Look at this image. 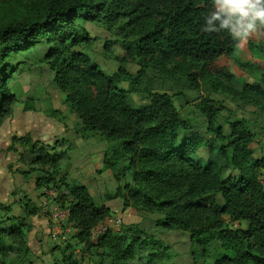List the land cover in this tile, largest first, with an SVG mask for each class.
<instances>
[{"label":"trees","instance_id":"1","mask_svg":"<svg viewBox=\"0 0 264 264\" xmlns=\"http://www.w3.org/2000/svg\"><path fill=\"white\" fill-rule=\"evenodd\" d=\"M211 11L212 0H0V127L19 102L10 85L19 66H46L62 105L75 119V138L108 144L100 171L111 172L116 188L104 194V202L120 200L123 210L158 214L156 228L187 232L192 264H205L212 250V264H264V155L253 156L256 135L248 120L226 118L225 132L217 120L227 110L211 97L264 114V74L235 84L220 58L248 74L253 67L237 57L239 41L227 31L203 30ZM86 23L121 45V55L110 52L112 40L103 46L104 57L118 63L114 73H105L86 52L76 50L94 40ZM246 46L264 65V28ZM18 56L24 60L16 62ZM128 63L138 67L134 74L124 68ZM156 79L179 81L192 91L206 89L194 108L205 120L210 144L199 135L180 137L191 124L180 116L173 94L153 87ZM132 93L143 95L144 103H132ZM21 105L24 112L34 111L32 98ZM15 143L19 154L32 157L26 173L34 177L36 189L63 188L66 222L75 232L53 264H173L170 247L138 223L93 241L91 229L112 216L111 208L97 204L85 185L68 182L67 172L59 178L63 153L39 145L30 134L12 137L7 151H15ZM203 147L208 149L204 161L197 155ZM215 194L222 203L213 200ZM24 214L0 217V264L35 262L27 237L32 226L25 222L30 212L24 209ZM80 249L84 258L78 257Z\"/></svg>","mask_w":264,"mask_h":264},{"label":"rangeland","instance_id":"2","mask_svg":"<svg viewBox=\"0 0 264 264\" xmlns=\"http://www.w3.org/2000/svg\"><path fill=\"white\" fill-rule=\"evenodd\" d=\"M89 32L95 37L91 46H89L91 56L86 53L93 62H95L94 60L103 62L105 59L103 46L110 40L108 39V33L98 27H91ZM112 38L114 37L112 36ZM109 49L115 55L123 54L121 45L115 41L109 45ZM237 57L242 61H248L252 64L253 70L251 74L239 69L232 61L224 58L219 59V62L222 65H227L229 70L234 74V82L237 86H240L244 81L252 82L264 74V65L259 64L252 58L250 52L247 50L246 41H239ZM22 60H24L22 57L18 56L16 58V62ZM106 60L108 59L106 58ZM23 64L28 65L27 63ZM100 68L103 69L102 66ZM104 68L106 72H112L114 65ZM25 69H27V66H24ZM24 70L16 71L14 80L10 84L12 91L17 92L21 98L26 96V90L28 88L33 87H35V92L38 94V97L46 96L47 91L49 93H47L48 99L44 102L45 110L43 112H24L22 111L21 103L18 102L14 107L12 115L0 127V217L2 220H5L8 216L19 218L27 215L24 214V209L30 212L26 216L27 220L25 222L30 223L32 226L27 237L28 245L34 254V264H53V258L59 256V248H62L66 242H70L75 232L72 226L66 222L67 211L64 210V207H66L67 202L61 199L59 195V191H62L63 188L36 189L34 177L26 173L29 166L31 167L32 157L28 153L19 154L21 147L17 143L14 145L15 151H7L6 148L10 145L12 137H21L25 134H30L32 139L39 145H48L54 147V152L63 153L58 159L60 167L58 172L59 178L62 177L64 172H67L66 179L68 182H78V180L70 175L71 161L74 160L75 154L80 156L81 160H88L83 164L90 166L91 171L94 168L92 174L97 175L103 171H100L102 166L98 163L100 160L102 163V154L108 144L106 142H100L95 138H90L87 141H83L77 147L74 146L72 149H67V146L76 140L73 134L74 117L62 105L63 97L57 88L49 89V86L45 83L46 75L41 79L35 76L34 79H31ZM129 70L134 71V66H129ZM15 84L23 85V93H21V88ZM40 85H44V88L41 87V91H36V86ZM123 87H125L124 84ZM153 87L156 90L173 94V101L180 116L189 120L191 130L188 132H180V137L199 135L207 145L213 141L211 135L206 133L205 120L194 108L195 99L198 96L206 94V89L201 88L199 91H192L186 88L182 82L160 79H156L153 82ZM141 96L132 93L130 99L134 104H143L145 98L143 95ZM211 97L217 103L222 104L227 110L222 112L217 120V123L223 125L225 132L228 131L225 123L226 118H250L249 127L256 135L255 143H258L260 129L264 131V119L254 116V114L260 115L262 113L259 111L255 112L251 108H245L239 103L232 102L219 95H211ZM56 107L61 108L63 112L59 111L60 113L57 115H50V112ZM97 143L101 145L98 148L96 147ZM197 155L203 161L207 159V147L199 149ZM80 158L76 161L78 164H81ZM78 168H81L80 165H78ZM84 174L82 177L85 178L88 185L87 188L96 203H104L113 211L112 216L107 218L108 220L104 224H110L109 228L116 230L131 223H138L146 233L154 235L170 247V253L172 255L171 261L173 264H192L189 253V234L187 232L177 230L164 231L156 228L154 221L160 217L158 214L136 211L133 208L125 211L126 209H122L120 200L104 202L103 197L108 191V187L113 188V190L116 188L113 177L111 179L109 178V180L102 181V183H97V180H92L94 179L93 176L90 179L88 172H84ZM212 198L216 202L222 203L220 194H215ZM62 202L64 207H62ZM115 218L119 219V221L112 222L111 220ZM115 224L119 225L115 227ZM245 225L246 222H241V226L245 227ZM95 240H97V237L93 238V241ZM214 253L215 251L212 250L210 253L211 257L207 259L205 264H212ZM77 254L79 258H84L81 249Z\"/></svg>","mask_w":264,"mask_h":264},{"label":"crops","instance_id":"3","mask_svg":"<svg viewBox=\"0 0 264 264\" xmlns=\"http://www.w3.org/2000/svg\"><path fill=\"white\" fill-rule=\"evenodd\" d=\"M85 27H86V29H87V31L89 32V29L91 28V27H97V26H95V25H93V24H90V23H86L85 24ZM98 28H100V27H98ZM102 29V28H101ZM106 33H108V32H106ZM89 34H90V36L92 37V38H94L95 36H92V34L89 32ZM111 35L108 33V39H110V40H114V38H112V36L110 37ZM76 50H80V51H85V52H87L90 56H91V54H90V52H89V47H86V46H79V47H77L76 48ZM83 51V52H84ZM95 61V63H97L99 66H102V70L105 72V73H107V74H112V73H114L116 70H117V68H118V63L117 62H115V61H113V60H106V58L103 60V62L102 61H99V60H94ZM114 65V70L112 71V72H106L105 71V68L104 67H109V66H113ZM129 66H134V68H135V70L134 71H130L129 70ZM124 68L129 72V73H131V74H134L135 72H136V70L138 69V67L135 65V64H133V63H128V64H125L124 65ZM20 70H24V67L23 66H19V69H18V71H20ZM25 71V73H27L28 75H29V78H31V79H34V76L36 77V78H39V79H41V78H43V76H45L46 75V77H45V83L49 86V89L51 88V89H54L55 88V85L52 83V77H53V75H52V73L48 70V68L46 67V66H41V67H37V66H30V67H27V69H25L24 70ZM123 84L125 85V87H123ZM16 85V84H15ZM16 86H18V87H20L21 88V93H23V90H22V87H23V85H16ZM27 88H28V86H26ZM44 88V85H40V86H36V91H41L42 90V88ZM120 87H122V88H126V84L125 83H122V84H120ZM56 89V88H55ZM20 91V90H19ZM54 91V90H53ZM14 92V91H13ZM15 93V95H16V97H17V99H18V101H19V103H22L26 98H32V100H33V105H34V111H28V112H43L44 110H45V101H46V99H48V96H47V93H49L48 91L46 92V96L45 95H43V96H39L38 97V94L35 92V87H33V88H28L27 90H26V96L23 98H21L20 96H19V94L17 93V92H14ZM131 95L132 94H129V97H131ZM136 95H138V96H141V95H139V94H136ZM142 97V96H141ZM38 99V100H37ZM143 99V98H142ZM240 105H242L243 107H245V108H251V109H253V111H258V110H256L254 107H252V106H250V105H243V104H240ZM39 106H40V109H39ZM42 106V107H41ZM54 110H58L59 109V111H61V112H63L62 111V109L61 108H59V107H56V108H53ZM257 113H259V112H257ZM260 115H262V114H260ZM260 115H257V114H254V116H258L259 118H262V119H264V114H263V116H261L260 117ZM240 118H242V117H240ZM244 119H246V120H250V118H244ZM250 122V121H249ZM87 140H89V139H87ZM87 140H82V139H80V138H76V140H75V142H74V146H78L79 144H81L83 141H87ZM100 144H96V147L98 148V146H99ZM101 146V145H100ZM251 147H252V149H253V156H254V158H260L262 155H264V131L262 130V129H260V139L258 140V143H255V139H254V141H253V143H252V145H251ZM70 158H71V156H70ZM80 158V156H78V155H76L75 154V156H74V160L73 161H71V170H70V175H71V177H73L74 179H76V180H78V182L79 183H81L82 185H85L86 187H88V185H87V183H86V181H85V178L84 177H82V176H84L85 174H84V172H88V175H89V177H90V179H92L91 178V176H93V178L94 179H92V180H97V183H102V181H104V180H109V178L111 179L112 178V174H111V172L109 171V170H103L102 172H100L99 174H97V175H94V174H92L93 173V169L94 168H92V171H91V168H90V166H88V165H86L85 166V164H83V163H86L88 160H81V158H80V163L81 164H78V162H76L78 159ZM98 164H100L101 166H102V163H101V160L99 161V163ZM78 165H80V167L81 168H78ZM85 166V167H84ZM89 170H88V169ZM96 168V167H95ZM91 172V173H90ZM109 184V183H108ZM115 190H113V188H111V187H108V192H110V193H113ZM108 206V205H107ZM130 208H127L125 211H127V210H129Z\"/></svg>","mask_w":264,"mask_h":264},{"label":"clouds","instance_id":"4","mask_svg":"<svg viewBox=\"0 0 264 264\" xmlns=\"http://www.w3.org/2000/svg\"><path fill=\"white\" fill-rule=\"evenodd\" d=\"M264 28V0H212L205 16V31H227L236 41H246Z\"/></svg>","mask_w":264,"mask_h":264},{"label":"built area","instance_id":"5","mask_svg":"<svg viewBox=\"0 0 264 264\" xmlns=\"http://www.w3.org/2000/svg\"><path fill=\"white\" fill-rule=\"evenodd\" d=\"M261 180L262 182L264 183V174L263 176L261 177ZM108 220V219H105L103 222H99L98 224H96L92 229H91V232H90V238L93 240V238L95 237H99L100 235L104 234L105 232L109 231V230H112L110 229V224H104V222ZM112 222H115V221H119V219L115 218V219H112L111 220ZM119 224H115V227H117ZM113 231H119V229H116V230H113Z\"/></svg>","mask_w":264,"mask_h":264}]
</instances>
